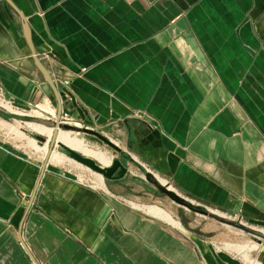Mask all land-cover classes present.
Returning a JSON list of instances; mask_svg holds the SVG:
<instances>
[{
	"label": "crops",
	"instance_id": "obj_1",
	"mask_svg": "<svg viewBox=\"0 0 264 264\" xmlns=\"http://www.w3.org/2000/svg\"><path fill=\"white\" fill-rule=\"evenodd\" d=\"M12 2L31 43L0 0V91L58 112L57 90L62 113L84 122L68 90L129 171L92 188L0 141V264H237L136 202L151 173L190 201L264 220V0Z\"/></svg>",
	"mask_w": 264,
	"mask_h": 264
},
{
	"label": "rangeland",
	"instance_id": "obj_2",
	"mask_svg": "<svg viewBox=\"0 0 264 264\" xmlns=\"http://www.w3.org/2000/svg\"><path fill=\"white\" fill-rule=\"evenodd\" d=\"M9 108L10 107L6 109L0 105V120L5 123L4 126L0 128V141L22 153L30 154L35 159L46 161L43 151L36 148L32 139H35L36 144L40 146L35 136L40 135L46 138L45 143H47L48 137L47 134H40L32 130V128L28 126V123H38V125L47 128H59L63 131L70 132L73 136L82 138L90 148L102 151L110 157V164L112 160L119 157L118 155L120 153L109 147L100 139L83 132V128H91V126L87 125L85 122L77 120L79 124L72 125L74 129H66L62 125L57 124V112L54 108L48 107L45 104L27 111ZM10 126L18 127V130L23 132L24 135H20L16 131L11 130ZM104 135L108 137L106 134ZM108 138L111 139L110 137ZM51 144L52 141H48L49 150L55 149L59 153L65 155L61 152L60 146H55L56 143L53 146ZM64 157L65 163L61 164V166L73 169L81 176L80 178L82 180L87 182H89V180L97 181L101 176L100 179L102 178L104 184H106V181H109L102 175L78 164L68 156L65 155ZM142 176L150 188L146 193L147 195L140 196L141 203L135 201L136 204L147 207L159 206V203H161L164 205L163 209L173 214L174 219L181 223L185 232L203 237L210 241L216 246V250L219 253L231 257L237 264H264V226L250 223V219L243 218L234 213L193 201L194 204L203 206L215 216L211 217L196 214L173 202L159 190L154 182L148 180L145 173H142ZM158 179L161 182L162 179L159 177Z\"/></svg>",
	"mask_w": 264,
	"mask_h": 264
},
{
	"label": "water",
	"instance_id": "obj_3",
	"mask_svg": "<svg viewBox=\"0 0 264 264\" xmlns=\"http://www.w3.org/2000/svg\"><path fill=\"white\" fill-rule=\"evenodd\" d=\"M6 1L21 15V17L23 19V22H24V27H25L26 32H27V37H28L29 43H31L29 28H28V25H27V23L25 21L24 16L22 15V13L18 9V7L12 2V0H6ZM43 50H45L49 54L59 58L61 60L62 64L65 63L62 55L59 52H57L55 50H52L50 47H47V46L43 47ZM35 57H36L38 65H39L40 69L42 70L43 74L45 75L47 80L50 82V84L54 87V78L48 72V70L45 68V66H43L42 62L39 60L38 55L35 54ZM66 91H67V94L72 99L73 106L80 112L82 119L85 120L86 118H85L84 112L82 111L81 108L78 107L76 99L74 98V96L68 90H66ZM56 94H57V97H58V100H59V108H58V112H57V120H58L57 124L62 125L66 129H74V127L71 126V125L61 124L62 104H61L60 98L58 96L57 90H56ZM107 129H109V128H105V131ZM56 132H57V129L55 130L54 137L51 140L52 141V144H51L52 146L55 145ZM83 132L97 137L98 139H100L102 142L107 144L109 147H111L112 149H114L118 153L121 154L123 152L122 148L118 144H116L113 140H111L108 137H106L103 134V132H100L98 130H94V129H91V128H88V127L83 128ZM35 137L39 141L40 145H44V143L46 142V138H44V137H42L40 135H37ZM58 146H60L61 152L64 153L66 156H68L69 158L73 159L78 164H80V165H82V166H84V167H86V168H88V169H90V170L102 175L103 177H105L109 181H116V180L122 179L128 174L129 169H128L127 165H125V163L123 161V158L114 159V160H112V163L110 165L102 166L96 160H94L92 158H89V157H86V156H83L82 154H80L76 150H73L72 148L68 147L67 145H65L62 142L58 143ZM51 151H52V149H51ZM48 162H49V156L46 157L45 164H47ZM147 178L149 180H154V176L151 173L147 174ZM154 182L158 186L159 190L162 193H164L167 197H169L177 205L185 207V208L189 209L190 211L195 212L196 214H200V215H203V216H211V217L215 216L213 213H210L208 210H206L203 206H201L199 204L196 205V204H194L193 201H190L187 198H185L184 196L180 195L178 192H176L170 186H168L166 184H162L161 182H159L157 180H155ZM249 222L253 223V224L264 226V221H262V220L250 219Z\"/></svg>",
	"mask_w": 264,
	"mask_h": 264
},
{
	"label": "bare ground",
	"instance_id": "obj_4",
	"mask_svg": "<svg viewBox=\"0 0 264 264\" xmlns=\"http://www.w3.org/2000/svg\"><path fill=\"white\" fill-rule=\"evenodd\" d=\"M28 126H30L32 128V130H34L40 134H47L48 141H50V142L53 139L54 134H55V130H56L54 128L42 127V126L38 125V123L37 124L36 123H28ZM10 129L13 131H16L20 135H24L23 132L18 130V127L10 126ZM32 141H33V144L36 146L37 149L43 151L44 157L49 156V159H51V161L56 163V164L65 163V157H64L65 155L59 153L55 149L52 151H51V149L49 150L48 141H47V143H44V145H40V146L36 144L35 139H32ZM60 142L64 143L65 145L72 148L73 150H76L77 152H79L83 156H86V157H89V158L96 160L102 166L110 165V159H109L110 157H108L104 152L97 151L95 149L90 148L86 144L84 139L79 138L77 136H73L70 132L63 131V130L57 128V132L55 135V143H56L55 146H58V143H60ZM101 180H102V178H101ZM161 182L165 183L164 180H161ZM147 210L151 213H154L156 215H159V216L165 218V220L166 219L169 220L170 222L174 223V225H176V226H182V225H180L179 221L173 219L170 214H168L165 210H163L157 206H148ZM256 264H262V263H256Z\"/></svg>",
	"mask_w": 264,
	"mask_h": 264
},
{
	"label": "built area",
	"instance_id": "obj_5",
	"mask_svg": "<svg viewBox=\"0 0 264 264\" xmlns=\"http://www.w3.org/2000/svg\"><path fill=\"white\" fill-rule=\"evenodd\" d=\"M0 105L2 107L6 108V109H8V107H10V109H17V110H20V111H26V110H21V109L15 107L14 103L11 100L7 99L4 96L3 92H1V91H0ZM36 107H38V106H36ZM30 110H32V109H30ZM61 124H67V125H71L72 126V125H77L79 123L77 122V119L72 117L69 113L63 112L62 116H61ZM82 181L87 183V185H89L92 188H99V187L105 188V184L102 185L101 183H98L95 180H89V182L84 181V180H82ZM124 201L129 203L130 205L131 204L133 205V202H130V201L126 200V199H124Z\"/></svg>",
	"mask_w": 264,
	"mask_h": 264
},
{
	"label": "flooded vegetation",
	"instance_id": "obj_6",
	"mask_svg": "<svg viewBox=\"0 0 264 264\" xmlns=\"http://www.w3.org/2000/svg\"><path fill=\"white\" fill-rule=\"evenodd\" d=\"M84 122H86L87 125L91 126V129L96 130V129L93 128V126L91 125V121H89V120H84ZM88 128H90V127H88ZM98 131L102 132L101 130H98Z\"/></svg>",
	"mask_w": 264,
	"mask_h": 264
}]
</instances>
